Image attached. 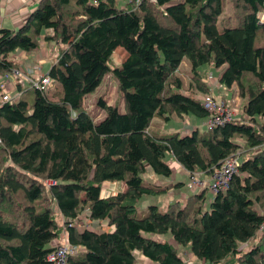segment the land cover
Returning a JSON list of instances; mask_svg holds the SVG:
<instances>
[{"label": "trees", "instance_id": "1", "mask_svg": "<svg viewBox=\"0 0 264 264\" xmlns=\"http://www.w3.org/2000/svg\"><path fill=\"white\" fill-rule=\"evenodd\" d=\"M127 2L41 0L20 27L0 28V74L19 66L10 52L38 47L43 30L63 45L46 71L56 91L27 85L23 91L35 92L31 104L21 97L0 103V264H50L61 230L79 249L67 264H134L135 251L156 264H183L175 245L158 235L208 264H264V233L257 232L264 220V0H232L236 24L222 21L221 28L224 0ZM116 48L125 55L110 68ZM184 58L195 91L176 73ZM212 66L224 67L207 72ZM108 72L123 110L99 98L103 114L95 120L83 100ZM206 73L224 87L235 83L241 118L183 135L150 132L154 116L165 124L172 114L207 118L195 94L212 95ZM238 151L247 154L224 190H193L183 206L171 201L162 209L154 201L141 210L144 198L161 191L144 179L148 169L168 178L172 158L188 173L210 175ZM105 181L124 189L103 197ZM84 211L110 229H77Z\"/></svg>", "mask_w": 264, "mask_h": 264}, {"label": "rangeland", "instance_id": "2", "mask_svg": "<svg viewBox=\"0 0 264 264\" xmlns=\"http://www.w3.org/2000/svg\"><path fill=\"white\" fill-rule=\"evenodd\" d=\"M125 1L126 0H117V3L125 7H128V4L133 3V2H130L131 0H127L130 3L127 2L128 4H125L124 3ZM71 8L74 9V6L72 5ZM262 14H264V9L259 14V17ZM236 15H237V12H236V9L233 7L232 0H224L222 13L218 17V22H217L218 28L222 27V23H223L222 21H226V23L229 25H235L237 21ZM46 36H53V32L50 29L43 30L37 37L38 47L35 49L37 55L40 54L43 57H45V61L41 64L42 72H45L48 70V68L50 67V62L55 59L58 52H60V50L63 48V45L58 41L56 36H54L52 40L46 39L45 38ZM124 55H125V52L121 48H116L113 51L108 61V66L110 68L114 66H118L120 62L122 61ZM204 66L205 65H202L201 67L203 68ZM211 69L215 70V72L218 73L219 72L218 70H221L222 67L217 68V67L212 66V68L207 69V72L208 71L211 72L212 71ZM176 73L181 78L182 87H184V89L187 88V89H191L195 91L194 89L195 80L194 78L192 79L191 77L190 64L186 58L182 59V61L180 62L178 66V69L176 70ZM213 76L214 77L212 78V80L207 79L208 81L205 83L206 86L208 84L210 85L220 84L218 82L216 75H213ZM234 87H235V84H232V89L229 90L230 87L228 88L222 85L220 89L213 88L212 94L216 99L225 100V103L228 105L232 114L235 115V118L240 119L243 98H241L239 95L236 94L237 91L235 92ZM52 88L53 86L51 87V90L49 91L48 95H51L54 91L57 90L58 87H54L53 89ZM218 90L220 91L218 92ZM223 92H225L224 94L226 98L222 97ZM34 94H35L34 89L29 88L22 92L21 98L25 100L28 104H31L34 99ZM195 94H196V98L198 97L199 100L201 96H204L199 92H196ZM55 97L56 96H52L53 99ZM99 98H101L103 101L109 104L115 105L119 110H123L121 92L119 91V88L117 86V80L111 72L106 73L103 76V79L101 83L97 86V88L93 92L85 96L83 100L84 107L87 109V111L91 113V115L94 117L95 120H99L103 114L102 110L99 109V107L97 106V100ZM171 117H170L171 122L165 124L161 118H159L158 116H154L151 120L148 130L154 134L171 133L173 131H177L180 135H183L189 132L192 128H194L193 125L195 121H196L197 128L199 131H204L207 128L203 124V122L199 121L198 119L194 117H190V116L181 117V116H176L175 114H172ZM238 141L240 142L242 140L239 139ZM246 154L247 153L245 151L244 152L240 151L236 155L239 156L240 159H242ZM168 163L173 170L172 171L173 175L171 174V176L168 178H160L154 175L149 169L147 170L146 173H144L143 175L144 179L145 180L147 179L146 181L151 182L153 185L157 186L159 189H161V191L157 193L155 197L150 196V197L144 198L140 206L142 208L141 210H144L148 203L154 202V201H157L159 203L158 205H160L162 209L166 208V206L171 201H179V204L182 206L185 205V203L187 202L189 192L191 191L183 190V184H184L183 182H185V184L189 183L188 179H189V176H191V174L188 173L178 162L173 161L172 158L168 159ZM197 173L198 172H196L195 175H198V177L200 175V178L202 180H207V178L209 177L208 174H204V173L197 174ZM43 182L47 183L46 180H44ZM122 189H124V184H122L121 182L116 183V182L105 181L101 185V194L103 197H106L111 194H115L117 191L122 190ZM202 189L209 192L208 188L205 185H200L196 187L194 190L198 192ZM147 201L149 202L146 203ZM48 205L53 211L55 220L59 224L62 225L63 218L58 213L55 204L48 202ZM255 206L257 209L261 208L259 202L255 203ZM141 210H139V214L144 213V211L142 212ZM14 214H16V209H14ZM86 216H87V213L84 211V213L82 214V217H83L82 222L79 221L76 224L77 229L81 230L83 228H86L87 226L94 230H99V231L110 229V226L107 225V222L105 220H99L98 222H96L94 220L87 218ZM257 232L258 234H260L258 230ZM66 235H67L66 230H61V232L59 233V236L53 240L52 242L53 245L58 244L59 242H62L63 238H65ZM156 238L169 240L173 245H175L177 253L181 257L183 264H208V262L202 259L196 258L187 248L177 246V244L174 241H172L169 237L158 235L156 236ZM257 240L258 238L251 239L248 243L246 242L240 245L238 249L243 252L244 250H247L251 245L255 244ZM242 252H240V254ZM134 255H135L134 264H156L150 261L149 259H147L146 257H144L138 251H135Z\"/></svg>", "mask_w": 264, "mask_h": 264}, {"label": "built area", "instance_id": "3", "mask_svg": "<svg viewBox=\"0 0 264 264\" xmlns=\"http://www.w3.org/2000/svg\"><path fill=\"white\" fill-rule=\"evenodd\" d=\"M259 21H264V14L259 17ZM18 52V50H14L10 52L9 56H15L17 59ZM35 52L34 49L27 55L22 56V61H18V67L0 74V103L17 101L27 85L40 89H49L53 86L52 79L46 71L42 72L41 69V64L45 61V57L40 54L37 55ZM207 77L208 80L213 78L211 73ZM208 85L212 88H220L222 86L221 84ZM200 102L208 113L203 123L207 128L222 125L236 119L225 100L216 99L213 94L201 96ZM239 163L240 159L237 155L226 157L220 166L209 175L207 180H202L200 175L199 177L195 175L196 172H201H192L190 173L191 176H189L187 187L190 191H193L196 187L205 185L211 194L224 190L230 177L238 172ZM258 231L260 234L264 233V220L259 225ZM78 250V246L68 242L66 235L62 242L53 245V249L48 253L47 259L50 264H67V257L75 255Z\"/></svg>", "mask_w": 264, "mask_h": 264}, {"label": "crops", "instance_id": "4", "mask_svg": "<svg viewBox=\"0 0 264 264\" xmlns=\"http://www.w3.org/2000/svg\"><path fill=\"white\" fill-rule=\"evenodd\" d=\"M40 1L41 0H0V28L5 27V28H9V29H16V28L20 27L25 22L29 12L32 9H34V7L37 4H39ZM18 51L19 52L17 55V59H18V61L21 62L22 61L21 57L24 55H27L28 52H24L22 50H18ZM220 67H222V69H223L224 66H220ZM217 68H219V67H217ZM222 69L221 70L217 69L219 71L218 73H220L222 71ZM215 89H220V88H215ZM231 89H232V85L230 86L229 90H231ZM234 89L236 92L237 91L236 85H235ZM219 91L220 90H218V92ZM224 93L225 92H223L222 97L226 98ZM236 94L238 95V93H236ZM243 103H244V99H243ZM202 122L204 123V121H202ZM193 126L197 127L196 121L194 122ZM172 175H173V173H172ZM160 178H163V177H160ZM183 183H184L183 184V190H187L185 187V182H183ZM180 185H178V186H180ZM180 193H182V192H180ZM148 202L149 201H147L146 203H148Z\"/></svg>", "mask_w": 264, "mask_h": 264}, {"label": "bare ground", "instance_id": "5", "mask_svg": "<svg viewBox=\"0 0 264 264\" xmlns=\"http://www.w3.org/2000/svg\"><path fill=\"white\" fill-rule=\"evenodd\" d=\"M202 172V171H201ZM198 174V173H197Z\"/></svg>", "mask_w": 264, "mask_h": 264}]
</instances>
